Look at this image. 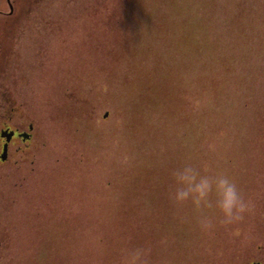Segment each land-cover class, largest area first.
Here are the masks:
<instances>
[{
	"label": "rangeland",
	"instance_id": "374dc122",
	"mask_svg": "<svg viewBox=\"0 0 264 264\" xmlns=\"http://www.w3.org/2000/svg\"><path fill=\"white\" fill-rule=\"evenodd\" d=\"M10 3L0 101L35 128L0 164V264L264 261V0ZM185 164L232 177L244 222L201 230Z\"/></svg>",
	"mask_w": 264,
	"mask_h": 264
},
{
	"label": "clouds",
	"instance_id": "9594fccd",
	"mask_svg": "<svg viewBox=\"0 0 264 264\" xmlns=\"http://www.w3.org/2000/svg\"><path fill=\"white\" fill-rule=\"evenodd\" d=\"M172 176L174 186L169 198L178 206L190 201L199 213L198 225L203 231L210 232L217 225L226 229L239 225L252 211L251 202L227 173L202 175L197 167L185 164L173 170ZM208 209H215L219 215H207L205 210ZM121 264H149L148 253L142 247L125 248Z\"/></svg>",
	"mask_w": 264,
	"mask_h": 264
},
{
	"label": "flooded vegetation",
	"instance_id": "af4514ba",
	"mask_svg": "<svg viewBox=\"0 0 264 264\" xmlns=\"http://www.w3.org/2000/svg\"><path fill=\"white\" fill-rule=\"evenodd\" d=\"M109 113L107 110L103 116L106 117ZM16 111L13 104L6 96L4 102L0 101V164H6L13 159V156L17 155L19 151L26 150L31 144L33 137V129L35 128V122L32 120L21 119L16 122L13 121L16 118ZM17 117H26L24 113H20ZM264 261L253 259L251 264Z\"/></svg>",
	"mask_w": 264,
	"mask_h": 264
},
{
	"label": "water",
	"instance_id": "95a60500",
	"mask_svg": "<svg viewBox=\"0 0 264 264\" xmlns=\"http://www.w3.org/2000/svg\"><path fill=\"white\" fill-rule=\"evenodd\" d=\"M10 6H11V9L13 8L12 4L10 3V0H8ZM255 264H263L262 262H256Z\"/></svg>",
	"mask_w": 264,
	"mask_h": 264
}]
</instances>
